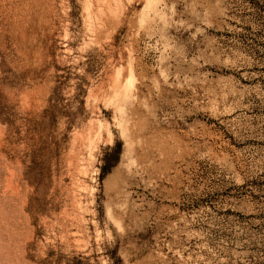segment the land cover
I'll return each instance as SVG.
<instances>
[{
    "label": "rangeland",
    "instance_id": "obj_1",
    "mask_svg": "<svg viewBox=\"0 0 264 264\" xmlns=\"http://www.w3.org/2000/svg\"><path fill=\"white\" fill-rule=\"evenodd\" d=\"M0 264H264V0H0Z\"/></svg>",
    "mask_w": 264,
    "mask_h": 264
},
{
    "label": "bare ground",
    "instance_id": "obj_2",
    "mask_svg": "<svg viewBox=\"0 0 264 264\" xmlns=\"http://www.w3.org/2000/svg\"><path fill=\"white\" fill-rule=\"evenodd\" d=\"M99 12V11H98Z\"/></svg>",
    "mask_w": 264,
    "mask_h": 264
}]
</instances>
